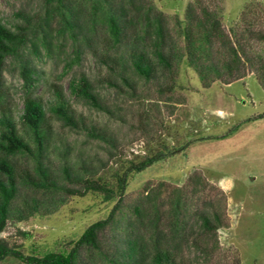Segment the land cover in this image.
Listing matches in <instances>:
<instances>
[{
  "label": "rangeland",
  "instance_id": "rangeland-1",
  "mask_svg": "<svg viewBox=\"0 0 264 264\" xmlns=\"http://www.w3.org/2000/svg\"><path fill=\"white\" fill-rule=\"evenodd\" d=\"M134 1L151 17L163 13L165 49L173 55V67L169 74L158 66L154 77L146 81L128 63L125 74L135 85L132 90L120 76L121 65L115 63L120 53L128 57L134 42L140 50L151 52L150 36L143 45L141 22L125 28L122 44L116 49L107 27L91 21L89 4L76 2L77 39L62 28L58 15L52 16L48 52L39 28V23L45 27L44 0H0V18L13 28L25 26L36 43L34 48L28 42L23 50L24 57L38 70L36 96L49 105L55 85L69 95L70 80L85 74L113 111V114L99 111L70 96L77 116L106 131L115 141L112 144L94 139L51 116L58 145L52 152L51 165L60 175L61 151L67 148L70 160L81 158L93 164L96 173L92 178L114 185L117 174L123 173L132 162L158 156L142 171L130 174L123 204L129 210L140 206L146 212L158 204L161 214L158 223L167 239L171 236L172 201L180 195L190 205L187 239L176 248L179 263L264 264V0ZM136 5H132L130 14L138 13ZM189 8L195 9L198 16H202L203 8L218 15L223 37L214 38L210 57L225 65L234 61L236 49L242 59L235 68L236 74L242 76L240 79L225 83L230 76L223 68L222 79L205 87L198 73L188 65L180 25H184ZM17 13L28 15L32 24ZM77 48L81 51L80 63H75ZM4 81L6 100L3 105L0 101V108L10 106L18 119L25 93L15 58L7 59ZM59 180L63 185L59 194L36 193L45 205L42 214L25 220L11 219L1 233L24 254L70 250L73 241L91 223L105 219L117 202L106 201L94 191L72 195V189L80 187V181L62 175ZM33 196L26 188L18 203ZM203 212L219 214L221 225L217 230L203 229L199 219ZM128 216L118 228L105 229L102 234L105 249L115 247L118 239L123 240L125 231L133 224L134 234L144 239L149 236V219H144L143 225L135 215ZM82 254L88 262V251L84 249ZM93 258L90 261H95ZM0 264L24 263L7 257Z\"/></svg>",
  "mask_w": 264,
  "mask_h": 264
},
{
  "label": "trees",
  "instance_id": "trees-1",
  "mask_svg": "<svg viewBox=\"0 0 264 264\" xmlns=\"http://www.w3.org/2000/svg\"><path fill=\"white\" fill-rule=\"evenodd\" d=\"M76 2L89 4L91 21L95 24L100 22L107 27L112 45L116 49L122 44L127 26L135 25L137 22L144 25L142 27L143 45H146L145 42L150 36L151 52L140 50L139 45L134 42L128 50V57L126 53H120V55L115 53V56L119 55V60H116V63L113 60L115 64L121 65L120 76L132 90L135 89V85L125 74L128 63L133 71L144 77L146 81L154 77L158 66H161L164 71L167 70L169 74L172 72L173 55L165 49L166 28L163 13L158 12L151 17L150 13L138 7L134 0H44L45 12L42 19L45 27L39 23V28L42 44L48 52L51 49L48 29H50L49 21L52 16L58 15L62 28L69 31L74 40L77 39L79 14L75 12ZM132 5H136L138 13L130 14ZM51 9H53L52 12ZM17 15L32 24L28 15L25 16L22 13ZM184 22V25H180V29L185 41L186 60L188 65L198 73L205 87H210L216 79H222L223 68L230 76L225 82L227 84L242 77L235 72L237 64L242 63L236 49H234L236 56L234 61L227 62L225 65L215 63L210 57L214 38L223 37L220 19L216 13L203 8L202 16H198L195 9L189 8ZM28 42L36 48V43L26 33L25 26L15 25L13 28L0 18V101L3 105L6 100L4 68L10 57L18 61L25 93L23 110L18 119L10 106L0 108V261L7 257H15L24 264H180L176 248L187 239L190 205L180 195L172 201L171 236L167 239L165 238L167 235H163L158 223L161 215L158 204L152 205L151 212H146L140 206H134L129 210L123 204L130 174L142 171L157 160L158 156L132 162L123 173L117 174L114 185L107 180L92 178L91 175L96 173L93 164H88L81 158L70 160L67 148L61 151L63 163L60 175L52 167V152L58 145L51 116L72 129L85 131L94 139L112 144L115 141V138L106 131L93 124H87L83 118H79L70 96L82 100L99 111L108 114H113V111L85 74L70 80L69 95L62 87L55 85L54 98L49 105H46L43 98L34 93L39 84V74L32 62L24 57L26 55L23 54V50ZM75 56L77 57L75 63H80L81 51L78 48ZM159 156L161 157L162 153ZM61 175L66 179L75 178L80 181V187L72 189V195L83 196L89 191H94L102 194L106 201L117 200V202L105 219L91 223L81 236L73 241L70 250H51L42 255L24 254L1 237V233L11 219L25 220L34 214H42L45 205L40 203L41 199L36 196V193L52 196L59 194L63 189L59 180ZM26 188L34 196L30 199L25 198L22 204H19L23 190ZM129 213L135 215L137 222L143 225L144 219H149V236L146 239L140 238L134 234L135 224H129L131 227L125 231L126 236L122 238L123 240L118 242V239L115 247L105 249L102 245L103 232L109 226L115 228L121 226L123 220L128 219ZM199 219L203 229L208 232L217 230L221 225V217L215 212L211 214L203 212ZM84 249L88 251L90 258L94 257L95 261H90V258L88 262L85 261L82 254Z\"/></svg>",
  "mask_w": 264,
  "mask_h": 264
}]
</instances>
